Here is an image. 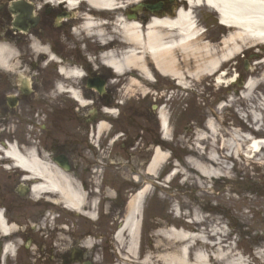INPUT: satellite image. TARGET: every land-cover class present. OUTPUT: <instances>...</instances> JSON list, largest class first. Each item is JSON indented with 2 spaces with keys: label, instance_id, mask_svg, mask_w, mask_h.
<instances>
[{
  "label": "flooded vegetation",
  "instance_id": "1",
  "mask_svg": "<svg viewBox=\"0 0 264 264\" xmlns=\"http://www.w3.org/2000/svg\"><path fill=\"white\" fill-rule=\"evenodd\" d=\"M0 12V50L11 52L0 56V264H112L127 199L147 182L150 152L161 143L162 100L152 96L163 80L147 60L153 83L136 70L115 76L105 57H120L128 44L113 17L97 21L102 41L83 24L41 16L15 32L7 8ZM131 77L143 94L128 86ZM52 179L82 195L79 209L42 188Z\"/></svg>",
  "mask_w": 264,
  "mask_h": 264
},
{
  "label": "rangeland",
  "instance_id": "2",
  "mask_svg": "<svg viewBox=\"0 0 264 264\" xmlns=\"http://www.w3.org/2000/svg\"><path fill=\"white\" fill-rule=\"evenodd\" d=\"M193 11L198 29L203 31L197 42L221 49L233 29L219 27L216 14L204 6ZM58 13L54 9L44 14L38 8L36 15L52 24ZM239 44L241 51L221 67L226 71L220 78L222 84L215 82L219 73H199L192 82L185 78L183 88L175 85L167 91L172 85L164 83L166 90L152 96L161 97L163 113L170 117V132L180 137L170 144L179 157L174 166L169 165L176 176L150 193L154 203L150 213L159 229L148 238L157 250L150 247L148 251L155 250V254L166 255L171 247L179 249L168 245L173 237L169 231L174 229L207 238L200 255L209 256L208 264H264V149L250 153L254 142L264 146V50L248 41ZM255 54L258 57H249ZM197 60L190 57L191 73ZM178 61L185 74L188 62ZM234 76L236 82L232 83ZM197 156L206 162L205 167L200 166L204 170L201 178L189 164ZM195 218L198 223L192 222ZM236 231L239 236L233 238Z\"/></svg>",
  "mask_w": 264,
  "mask_h": 264
},
{
  "label": "bare ground",
  "instance_id": "3",
  "mask_svg": "<svg viewBox=\"0 0 264 264\" xmlns=\"http://www.w3.org/2000/svg\"><path fill=\"white\" fill-rule=\"evenodd\" d=\"M26 2V0H24ZM33 1V0H32ZM66 2L68 7L66 13L68 16L58 18V22H68L83 24L85 30L93 31L102 41H105L103 34L98 33L100 24L97 22L101 18L107 16L113 17L115 20L114 33L120 35L126 43L128 50L121 52L120 57H116L113 53H109L105 57L108 65L112 66L115 73L122 77L123 73L136 69L143 78L150 77L147 67L144 64L146 59H149L154 65L158 74L162 77L169 78L170 82L174 81L184 87L185 78H193L201 73L205 76H212L217 73V70L226 64L230 59L237 56L241 51L239 43L251 42L256 45H264V0H185L189 11L183 9L180 11L174 20L166 19H151L147 25H139L136 22H124L121 19L123 11L128 9L131 3L138 4L140 0L130 2L127 0H57ZM13 2H21L15 0ZM30 2V1H29ZM30 4L27 2V5ZM129 5V6H128ZM206 7L215 12L220 20L221 25L233 28L235 33L228 35L225 39L224 46L214 50L206 43L197 42V39L202 36V30L198 29L196 19L193 17V9ZM46 7V6H45ZM187 12V13H186ZM36 10L32 6L30 14L35 15ZM71 16V18H69ZM67 17V19H66ZM102 26V24H101ZM11 52L8 49L0 50V56L8 55ZM178 56V57H175ZM192 57L197 60V65L191 73V67L186 69L185 74L179 69L180 61H188ZM181 58V59H180ZM4 58H2L3 60ZM264 63V58L262 60ZM63 76L72 75L68 69L61 68ZM221 76L216 78V84H222ZM132 85L134 80H129ZM251 87L249 82L244 86L248 91ZM75 96L76 94L73 93ZM160 127L163 132V138L167 139L169 127L165 124L166 117L161 112ZM210 131L215 132L211 125L207 124ZM250 153L256 154L262 148L259 142H254ZM261 148V149H260ZM253 154V155H254ZM255 156V155H254ZM150 167L147 169L149 174L159 171L165 164L167 156L157 149L154 153ZM17 164L23 166L24 163L19 157L16 158ZM211 161V160H210ZM209 161V162H210ZM212 162V161H211ZM206 163V162H205ZM204 161L200 160L199 156L189 160V164L194 169L199 177L204 176V170L200 166L205 167ZM176 171L169 179L175 177ZM167 180V181H168ZM65 187L57 185L52 179L45 183L42 188L55 189L61 196H65V203L76 209L80 208L83 198L76 190L64 182ZM147 194V190L143 191L137 197H134L129 203L127 209V217L124 222V227L121 228L116 235L117 246L123 252L119 261L122 264H135L136 259L137 238H138V209L139 202ZM199 219H192V222L198 223ZM191 229H187L190 231ZM172 234V242L168 245L179 247H171L166 255H161L157 259V264H208L209 256L200 255L203 248H206L204 242L205 236L190 235L183 231L177 232L170 229L169 234ZM161 234V233H160ZM163 235V234H161ZM207 239V238H206ZM174 240V241H173ZM171 244V245H170ZM215 246V245H214ZM212 246V248H214ZM195 253L192 254V252ZM133 259V260H132ZM140 264H149L148 257H145Z\"/></svg>",
  "mask_w": 264,
  "mask_h": 264
},
{
  "label": "water",
  "instance_id": "4",
  "mask_svg": "<svg viewBox=\"0 0 264 264\" xmlns=\"http://www.w3.org/2000/svg\"><path fill=\"white\" fill-rule=\"evenodd\" d=\"M161 5H162V3L156 4V5H151L150 7H147V9L152 10V11H159ZM26 22H29V20H27Z\"/></svg>",
  "mask_w": 264,
  "mask_h": 264
}]
</instances>
